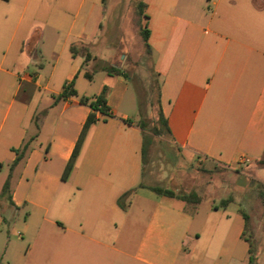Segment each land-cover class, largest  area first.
I'll return each instance as SVG.
<instances>
[{
    "label": "crops",
    "instance_id": "crops-1",
    "mask_svg": "<svg viewBox=\"0 0 264 264\" xmlns=\"http://www.w3.org/2000/svg\"><path fill=\"white\" fill-rule=\"evenodd\" d=\"M142 2L170 146L188 162L264 173V0ZM103 10V0H0V264H249L250 215L236 199L203 209V198L190 206L144 184L136 90L102 70L122 69L115 59L86 58ZM73 80L78 96L56 100ZM104 87L108 114L95 113L63 180L92 113L80 98ZM20 217L19 237L3 238Z\"/></svg>",
    "mask_w": 264,
    "mask_h": 264
},
{
    "label": "rangeland",
    "instance_id": "rangeland-1",
    "mask_svg": "<svg viewBox=\"0 0 264 264\" xmlns=\"http://www.w3.org/2000/svg\"><path fill=\"white\" fill-rule=\"evenodd\" d=\"M142 0H104V10L97 14L102 28L98 32V41L93 45L90 57L104 56L124 69L138 95L140 109L134 115L143 121L145 135L150 138L144 165V184L171 189L176 193H196L203 198L206 207L209 200L220 203L221 199H236L233 207L246 211L248 228L255 264H264V173L248 169V176L233 170L188 162L182 154L169 144V136L158 122L157 93L159 77L154 71L153 61L145 52L140 36V28L145 19L138 12ZM124 56L122 57L121 55ZM105 74L95 78L91 90H97ZM132 87V86H131ZM159 127L161 135H153L152 128ZM256 168H262L257 165ZM259 175V176H258ZM2 176H0V183ZM253 183L250 184V182ZM240 206V207H239ZM21 217L13 224H2V237L18 238L21 232Z\"/></svg>",
    "mask_w": 264,
    "mask_h": 264
},
{
    "label": "trees",
    "instance_id": "trees-1",
    "mask_svg": "<svg viewBox=\"0 0 264 264\" xmlns=\"http://www.w3.org/2000/svg\"><path fill=\"white\" fill-rule=\"evenodd\" d=\"M103 2H104V0H103ZM145 6L146 5L143 2H140L138 5V12H139L140 16H142L144 19H147L146 15L144 13ZM140 36H141L146 54L148 56H151V48H150L149 43H148L149 30H148L146 24L140 28ZM88 57H90L89 54L86 55V58H88ZM102 70L105 71L106 73H108L109 75H112V76L124 75L125 77L128 78V76L126 75V72L123 69H119V68H116L113 66H111V67L105 66V67H102ZM106 93H107V88L104 87L102 89V91L100 92V94H98L97 96H95L93 98H88V97H81L80 98V102L82 104L88 105L92 109V113H90V115L88 116V118L86 120V123L84 125L83 130H82V133H81L80 138L78 140V143H77L75 150L73 152L72 158H71L70 162L68 163V165L66 166V169H65L63 176H62L63 180H66L68 178V175H69L70 171L72 170L74 160L79 153L80 147L82 145V142H83V139H84V136H85L87 130L89 129V127L92 124L96 123V121H97V117H96L95 113L101 112L103 114H108L109 109H108L107 103H106ZM76 96H78V94H77L76 89L74 88V80H73L64 87L63 91L59 95L55 96V99L61 100V99H66L68 97H76ZM138 105H139V109H140L141 105L140 104H138ZM157 106H158V122L163 126L164 131L167 134H169L170 130L167 126L166 120L164 119L163 112H162V109L160 106V93L159 92L157 93ZM138 125L140 126L142 131L145 132L146 126H145L144 122L140 121V122H138ZM152 132H153V135H155V136L161 135V133H162L158 126L153 127ZM149 143H150V138H148L144 133L143 147H142V158H143L144 165H145V160H146V156H147V148H148ZM28 148H29V142H26V143H24V145L20 149L15 151L17 157H16V159L12 165V168L15 165H17L23 159ZM259 164L264 165V160L260 161ZM10 178H11V173L9 174V176H8L7 180L5 181L3 188H2V196H8L9 201H11V199H10ZM139 187H144V184L141 183L139 185ZM149 188L154 193H156L158 195L171 197V198H177V199L185 202L186 204H188L190 206L191 205H197L201 200L200 196L194 192L189 193V194L176 193L175 191H173L171 189H166V188H162L159 186H150ZM135 190H136V188L125 192L119 198L118 204L123 210L127 209L126 200L129 198V196L131 194H133V192ZM231 201H232L231 198L223 199L220 201L219 205L220 206H226ZM245 218H246V220L248 219L247 216H245ZM250 252L252 253V251H250ZM255 263H256V260L254 259L253 254H251L249 264H255Z\"/></svg>",
    "mask_w": 264,
    "mask_h": 264
},
{
    "label": "built area",
    "instance_id": "built-area-1",
    "mask_svg": "<svg viewBox=\"0 0 264 264\" xmlns=\"http://www.w3.org/2000/svg\"><path fill=\"white\" fill-rule=\"evenodd\" d=\"M247 162H248V160L243 159V158L240 160V163H247Z\"/></svg>",
    "mask_w": 264,
    "mask_h": 264
}]
</instances>
